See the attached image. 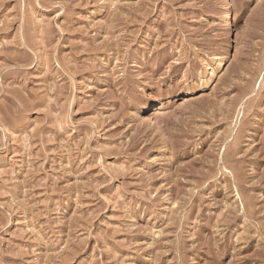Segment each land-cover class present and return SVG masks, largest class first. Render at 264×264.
I'll use <instances>...</instances> for the list:
<instances>
[{
	"label": "rangeland",
	"instance_id": "obj_1",
	"mask_svg": "<svg viewBox=\"0 0 264 264\" xmlns=\"http://www.w3.org/2000/svg\"><path fill=\"white\" fill-rule=\"evenodd\" d=\"M229 1L0 0V264H264V0Z\"/></svg>",
	"mask_w": 264,
	"mask_h": 264
},
{
	"label": "bare ground",
	"instance_id": "obj_2",
	"mask_svg": "<svg viewBox=\"0 0 264 264\" xmlns=\"http://www.w3.org/2000/svg\"><path fill=\"white\" fill-rule=\"evenodd\" d=\"M224 11H225V14L222 17L221 22L225 27H230L232 24V20H233L234 15L232 13V7H231V3L229 0H225ZM219 64L221 65V62ZM154 106H155L154 102L149 103L146 105V110H147V108H152Z\"/></svg>",
	"mask_w": 264,
	"mask_h": 264
}]
</instances>
